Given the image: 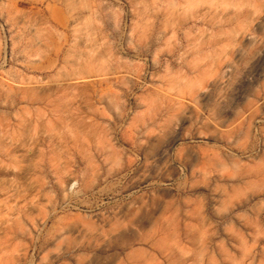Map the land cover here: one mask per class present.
<instances>
[{"label":"rangeland","instance_id":"374dc122","mask_svg":"<svg viewBox=\"0 0 264 264\" xmlns=\"http://www.w3.org/2000/svg\"><path fill=\"white\" fill-rule=\"evenodd\" d=\"M0 239L264 264V0H0Z\"/></svg>","mask_w":264,"mask_h":264},{"label":"crops","instance_id":"0c3cea01","mask_svg":"<svg viewBox=\"0 0 264 264\" xmlns=\"http://www.w3.org/2000/svg\"><path fill=\"white\" fill-rule=\"evenodd\" d=\"M81 251V250H80ZM93 252V250H91ZM83 253L85 255H83ZM116 256H115V264H118V255H117V251L115 252ZM110 255H112V251L110 250L109 252ZM81 256H79V261H77L76 263L78 264H97L94 259V257H90L88 256V253H85L83 251L80 252ZM17 258V250L16 247L14 245H6L4 244L1 239H0V264H8L9 263H15V260Z\"/></svg>","mask_w":264,"mask_h":264}]
</instances>
